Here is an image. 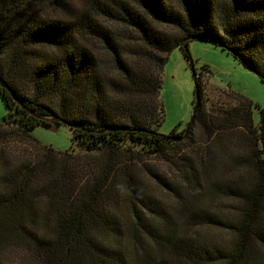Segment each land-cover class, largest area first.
Returning a JSON list of instances; mask_svg holds the SVG:
<instances>
[{
  "label": "trees",
  "instance_id": "trees-1",
  "mask_svg": "<svg viewBox=\"0 0 264 264\" xmlns=\"http://www.w3.org/2000/svg\"><path fill=\"white\" fill-rule=\"evenodd\" d=\"M45 4L67 9L63 0H0V98L8 110L0 122V264L8 250L31 264H264V110L258 144L231 143L228 133L255 128L250 112L235 109L222 122L202 120L198 110L181 142L157 131L166 59L176 46L192 59L180 41H214L264 79V0H95L97 18L50 21L40 18ZM38 126H65L78 149L42 145L30 134ZM20 140L35 154L12 149ZM82 152L108 157L94 178L69 161ZM157 158L178 160L179 182L145 165ZM132 164H143L142 173H131ZM156 189L179 198L183 220L168 214ZM216 197L239 201L235 214L213 210ZM198 226L232 239L188 233Z\"/></svg>",
  "mask_w": 264,
  "mask_h": 264
},
{
  "label": "rangeland",
  "instance_id": "rangeland-1",
  "mask_svg": "<svg viewBox=\"0 0 264 264\" xmlns=\"http://www.w3.org/2000/svg\"><path fill=\"white\" fill-rule=\"evenodd\" d=\"M67 5V9L60 8L54 9L55 6L45 4L40 9V18L42 20H58V19H74L80 17L82 13L89 12L92 18H97L94 10L95 0H63ZM171 1V0H170ZM172 3V2H171ZM104 4V3H103ZM101 26L104 25L103 19L99 17L97 19ZM159 30L167 32L173 35H177L178 32L165 25H157ZM89 39V38H88ZM93 50L96 52L100 49L99 42L95 39H89ZM184 43L183 41H180ZM188 50L191 55L194 68L197 72L198 86L201 90L200 104L198 110L201 111L202 120L207 122H222L226 117V113L239 111L241 115L250 112L252 122L254 124L253 132L249 129L241 128L240 130H234L228 133V137L231 138V143L241 144L244 138H248L252 142L258 144L257 124L260 116V112L264 110V82L259 76L254 73L250 68L246 67L242 61L235 57L229 51L223 49L217 45L214 41L191 39L188 42ZM206 67L205 70H202ZM160 98L164 110L163 122L157 127V131L162 135H178L180 142L184 140L182 133L186 130L193 106L195 103V88L192 76V70L186 59L183 50L176 46L169 53L166 62L163 67L162 85L160 90ZM244 108V109H243ZM8 110L0 98V122L2 118L7 114ZM177 133V134H176ZM204 124L197 125L195 127V137L202 139L206 136ZM30 134L33 138L39 141L42 145L53 148L55 151H70L72 148L78 149L76 145L72 143L71 134L68 128L61 127H43L38 126L30 130ZM181 138H183L181 140ZM183 144L187 145L184 141ZM12 149L24 152L28 150L32 154L35 151L29 142L20 140L19 143L12 142ZM242 152H246L245 148H242ZM38 153H44V150L38 151ZM36 154V156L38 155ZM45 155V154H44ZM121 155V154H119ZM122 156V155H121ZM62 156L56 155L49 159V165L52 167V172L55 173L57 161ZM43 160H47L46 157H42ZM108 157H104L100 154L90 153H77L69 157L71 163H78L82 174L91 176L94 178L98 175L102 167L103 161ZM143 165V164H140ZM132 164L129 169L131 173H142L139 168L142 166ZM145 165L168 179L170 182H179L181 178V172L179 170L178 160L166 161L160 158L146 161ZM85 166V168H81ZM54 168V169H53ZM213 171L221 172V168H212ZM248 171L239 170V174H244ZM117 187L113 188V194L118 196V190L120 186V176H117ZM181 185V184H179ZM209 182L203 185L202 193H197L195 198L200 201H205L204 197L207 194V187ZM181 193L184 192L185 186L181 185ZM155 196L161 200L168 214L176 221H181L185 217L183 206L179 202V198L174 197L171 193H163L159 190H155ZM120 207V204H118ZM239 206L237 200H224L223 198H213V205L210 207L213 210L218 209L224 211H233ZM184 212V214L182 213ZM216 212V211H215ZM235 214V213H233ZM184 232H187L184 230ZM191 235L207 236L212 240L219 242H228L232 239V234L228 232H220L206 227L198 226L190 229L188 232ZM9 260H5V264H31L33 263L29 257H26L23 253L10 252L8 250ZM133 264H141L139 259L131 260Z\"/></svg>",
  "mask_w": 264,
  "mask_h": 264
},
{
  "label": "water",
  "instance_id": "water-1",
  "mask_svg": "<svg viewBox=\"0 0 264 264\" xmlns=\"http://www.w3.org/2000/svg\"><path fill=\"white\" fill-rule=\"evenodd\" d=\"M186 42H187V40H185V42L182 43L181 46H182L184 49H186V50L188 51V47H187V45H186ZM189 62H190L189 65H190V68H191V70H192V76H193V81H194V88H195V103H194L193 110H192V114H191V117H190V120H189L188 126H187V128H186V130H185V133H184L183 138L185 137L187 131H188L189 128L191 127L192 123L194 122L195 117H196V114H197V111H198V108H199V104H200V98H199V95H198V93H197V85H198V80H197V77H198V76H197V72H196V70H195V68H194V64H193L192 59H190ZM262 80L264 81V79H262ZM67 124L70 125L69 123H67ZM167 137H168V139H170V140L180 141L179 138H174V137H172V136H167ZM183 138H181V140H182Z\"/></svg>",
  "mask_w": 264,
  "mask_h": 264
}]
</instances>
